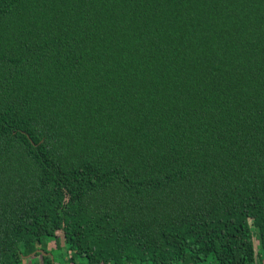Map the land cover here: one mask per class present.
<instances>
[{
	"label": "trees",
	"instance_id": "obj_1",
	"mask_svg": "<svg viewBox=\"0 0 264 264\" xmlns=\"http://www.w3.org/2000/svg\"><path fill=\"white\" fill-rule=\"evenodd\" d=\"M26 259L264 264V0H0V264Z\"/></svg>",
	"mask_w": 264,
	"mask_h": 264
},
{
	"label": "rangeland",
	"instance_id": "obj_2",
	"mask_svg": "<svg viewBox=\"0 0 264 264\" xmlns=\"http://www.w3.org/2000/svg\"><path fill=\"white\" fill-rule=\"evenodd\" d=\"M49 248H51V247L49 246ZM56 254H57V253H56ZM25 263L28 264V263H29V260L26 259ZM57 264H58V261H57Z\"/></svg>",
	"mask_w": 264,
	"mask_h": 264
}]
</instances>
